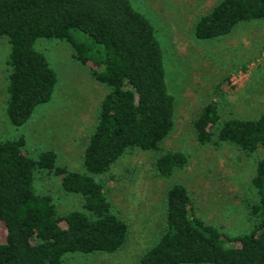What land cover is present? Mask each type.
Wrapping results in <instances>:
<instances>
[{
    "label": "trees",
    "instance_id": "obj_1",
    "mask_svg": "<svg viewBox=\"0 0 264 264\" xmlns=\"http://www.w3.org/2000/svg\"><path fill=\"white\" fill-rule=\"evenodd\" d=\"M259 18L264 0H220L197 19L194 34L215 38ZM75 31L85 33V41ZM1 38L9 44L5 115L13 126L25 124L55 89L57 74L35 46L40 38L69 42L72 59L89 62L92 77L109 90L83 146L82 171L61 165L52 149L29 156L23 135L0 139V264H61L69 252L117 251L129 226L105 194L103 175L129 150L156 154L154 168L164 177L187 162L184 152L162 147L175 106L154 26L130 0H0ZM218 107L211 99L193 120L199 143H231L246 156L262 150L250 177L254 199L244 202L252 225L230 235L196 213L184 184H170L163 228L140 264H264V110L220 120ZM38 170L79 194L80 206L59 213L50 195L35 188Z\"/></svg>",
    "mask_w": 264,
    "mask_h": 264
},
{
    "label": "rangeland",
    "instance_id": "obj_2",
    "mask_svg": "<svg viewBox=\"0 0 264 264\" xmlns=\"http://www.w3.org/2000/svg\"><path fill=\"white\" fill-rule=\"evenodd\" d=\"M130 1L155 28L174 95V125L162 147L184 152L187 162L164 177L154 168L156 154L127 151L103 175L105 194L129 226L124 244L112 253L69 252L61 264H140L163 228L166 189L176 182L187 188L196 213L224 232L241 234L252 225L244 202L254 199L250 177L262 150L246 156L231 143L201 144L192 123L211 99L218 103L220 120L253 118L264 110V18L241 21L228 34L202 39L195 36L194 25L220 0ZM74 33L85 41V33ZM35 46L54 68L57 82L51 99L38 104L25 124L13 126L5 115L9 44L0 39V139L23 135L29 156L52 149L61 165L82 171L83 146L109 88L92 77L89 62L72 59L69 42L40 38ZM35 188L50 195L59 213L81 204L79 194L63 190L46 170L36 172ZM3 229L0 224V239Z\"/></svg>",
    "mask_w": 264,
    "mask_h": 264
}]
</instances>
